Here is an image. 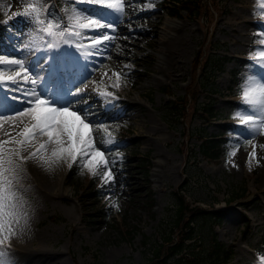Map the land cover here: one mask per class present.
I'll return each mask as SVG.
<instances>
[{"label":"rangeland","instance_id":"1","mask_svg":"<svg viewBox=\"0 0 264 264\" xmlns=\"http://www.w3.org/2000/svg\"><path fill=\"white\" fill-rule=\"evenodd\" d=\"M7 1L18 4L15 12L22 11L26 3L36 2L42 10L46 8L65 20V9L72 6V0H0V22L14 13L6 9ZM217 2L214 17L203 8L195 17H177L167 14L161 0H133L131 8L126 0L125 15L107 16L117 26L114 42L102 48L101 54L89 57L67 45L47 48L33 27L19 17L15 18L18 22L14 29L0 27V52L24 58L26 64L31 62L30 70L39 73L50 93L61 91L68 80L75 81L67 84L73 90L83 87L80 80L88 77V103L95 108L89 110V119L98 121L96 127L102 122L116 141L106 145L113 149L106 155L115 160L114 185H105L99 175L92 176L79 163L70 168L63 166L65 175L54 166V186L42 187L30 180L15 185L25 203L27 224L17 229L5 246L23 244L26 252L25 256L0 257V264H145L160 229L171 220L173 191L177 188L192 204L225 211L214 230L216 237L231 248L227 264H264L260 259L264 256V148L259 147L264 145V135H256L252 141L261 160L259 166L253 161L250 171L252 146L245 141L249 133L236 118L246 77L264 75L253 60L264 34L261 0ZM149 3L154 7L147 8ZM77 7L91 10L97 6ZM166 27H174L169 28L172 34H165ZM158 36L161 41L165 38L164 44ZM200 49L230 57L216 70L214 85L205 80L184 117L177 121L168 113L167 101L186 94L196 72L202 76L203 68L196 66ZM65 51L74 54L72 60H53L57 52ZM113 72L121 73V86L108 90L123 99L120 103H109L93 91V81L102 91L105 85L116 83ZM21 87L27 90L31 85ZM0 93L4 97L20 95ZM209 97L216 114L206 120L197 108ZM6 103L20 107L15 101ZM123 103L127 104L122 108L125 114L115 118V107ZM101 104L114 108L104 113ZM4 106L0 103V108ZM210 134L227 137L225 147L215 158L203 157L198 149L200 136ZM104 135L97 134V146ZM233 151L235 156L230 155ZM230 159L236 167L228 162ZM236 189H243L242 195L226 203ZM150 191L153 205L149 208L146 199ZM94 208L100 212L90 220L88 213ZM194 223L195 236H205L207 220L198 217ZM131 224L137 227L133 235L123 236L118 228ZM145 235L146 244L142 242Z\"/></svg>","mask_w":264,"mask_h":264},{"label":"snow or ice","instance_id":"2","mask_svg":"<svg viewBox=\"0 0 264 264\" xmlns=\"http://www.w3.org/2000/svg\"><path fill=\"white\" fill-rule=\"evenodd\" d=\"M132 2L133 0H127L128 8H131ZM84 4L97 7L91 10L77 7ZM153 7L152 3L147 5L149 9ZM260 8L261 17L264 18V0H261ZM8 10L11 11L10 5ZM144 10L146 9H141ZM65 12L66 20L58 18L55 12H48L46 8L42 10L38 3L30 2L25 4L22 11L14 12L8 20L0 22V27L14 29L18 22L15 18L19 17L29 27H33L49 49L67 45L82 52L84 57L99 55L102 48L114 42V33L117 31V26L107 16L125 15L126 0H72V6L65 9ZM9 20L13 23L9 24ZM260 45L253 60L264 71V34ZM73 56L71 52H57L53 60L61 57L72 60ZM30 64L31 62L26 64L24 58L0 52V91L20 93L4 97L5 100L15 101L20 107L13 106L8 112L0 111V128L4 123H8L13 129L20 128L15 135L5 132L4 135L8 138L0 139V245L15 235L17 229L27 224L25 203L15 185L19 183L24 171L23 165L28 161L38 160L48 169L61 163H66L69 168L79 163L82 170L86 169L94 177L99 175L105 185H114L116 182V175L113 173L115 160H110L106 155L113 150L106 145L115 144V137L102 122L96 127L98 121L89 119V110L94 106L93 103H88L91 96L88 92L89 78L80 80L83 87L77 86L73 90L67 84L75 81L68 80L61 91L50 93L39 73L30 70ZM112 76L116 77L117 82L105 85L103 91L93 81L96 84L93 91L109 101L115 99V95L108 88L118 89L122 79L120 72H113ZM22 85L31 87L25 90ZM236 118L249 133L245 141L252 146L248 159L251 171L253 161L259 166L261 160L257 156V146L252 141L256 135H264V75L254 73L246 77L241 90V107ZM101 132L105 135L100 139V146H97V134ZM259 147L264 148V145ZM235 154L236 151H233L230 155ZM228 162L236 167L231 159ZM113 206L119 208L118 204L114 203ZM4 255L5 253L0 252V257ZM260 259L264 262V256Z\"/></svg>","mask_w":264,"mask_h":264},{"label":"trees","instance_id":"3","mask_svg":"<svg viewBox=\"0 0 264 264\" xmlns=\"http://www.w3.org/2000/svg\"><path fill=\"white\" fill-rule=\"evenodd\" d=\"M167 14L170 16H197L201 11L206 10L211 17H214V11L218 6L217 0H161ZM204 49H200L197 54L196 66L203 68V74L200 76L197 72L194 79L188 84L189 90L180 98L170 97L167 101V109L170 116L177 121L182 119L185 110L188 108L190 101L195 100L196 93L206 82L214 85L216 70L223 67V62L230 56L225 53H203ZM200 103V102H199ZM197 109L202 119L209 120L215 116L216 109L213 106V100L209 97L206 101H201ZM196 108V107H195ZM198 149L200 154L206 158L217 157L227 140L226 136L203 135L200 136ZM146 170V167L143 166ZM95 192V191H93ZM243 189L234 190L226 199V203L236 200L242 195ZM151 191L147 200V207L153 205V197ZM174 206L172 208L171 220L167 225L160 229L159 239L156 240L150 249V254L147 257L145 264H227L231 257V248L216 237L214 225L217 223L225 211L222 208H214L213 206L204 207L200 204H192L186 198V195L181 192V188L173 191ZM100 212L98 208L89 211L88 218L91 220L94 214ZM200 217L207 220V232L205 236H195L196 228L195 221ZM246 219V218H244ZM122 225L121 227H123ZM117 227L122 235H127L131 238L133 231L137 228L135 224L122 229ZM200 228V227H199ZM142 242L147 243L145 235Z\"/></svg>","mask_w":264,"mask_h":264},{"label":"bare ground","instance_id":"4","mask_svg":"<svg viewBox=\"0 0 264 264\" xmlns=\"http://www.w3.org/2000/svg\"><path fill=\"white\" fill-rule=\"evenodd\" d=\"M21 2V1H20ZM9 5L11 6V12H15L17 11L18 9V4L15 2V1H12V2H5V6H6V9L8 10L9 8ZM21 7V6H20ZM175 27V26H174ZM174 27H169V28H174ZM169 28H165V34L167 32H169V34L172 32L170 31ZM172 34V33H171ZM158 38L160 39L159 41L162 42L163 44L165 42V38H162L163 41H161V37L158 36ZM164 48V47H163ZM162 47L160 49H163ZM165 50L163 49L161 51V54H163ZM170 59H173V55L170 56ZM169 62V61H168ZM119 96V95H118ZM130 97V96H129ZM98 98V97H97ZM127 99V98H126ZM8 101L12 102L11 99H7ZM7 100L4 99V95H2V93H0V103H3L5 104L4 108H0V110H4V109H7V110H11V108L13 106H10L8 105L6 102ZM96 100V98H95ZM112 101H115V102H122L123 99L121 97H115V99H111ZM112 101H108L109 103H111ZM100 102V101H99ZM102 102V101H101ZM105 102V101H104ZM107 102V103H108ZM92 103V102H91ZM103 103V102H102ZM127 104L123 103L122 105L120 104V106H116L115 107V111L114 113H112V115L116 118H120L121 116H123L125 114V112H123V107H125ZM15 106V105H14ZM111 108H114L113 105L109 106V105H103L101 104V109H102V112L104 113H109V110ZM91 109H95L94 107H92ZM83 114V113H82ZM130 115V114H129ZM134 114H132L133 116ZM112 116V117H113ZM20 128H16V129H13L10 127V125L8 123H4L3 127L0 128V137H3L1 135H4L5 132H11V133H16L17 131H19ZM15 135V134H14ZM6 138V137H5ZM1 139V138H0ZM4 139V138H3ZM66 163H61V166L59 165V169L58 170V173L61 174V175H65L66 172L63 171V166L65 167ZM23 168H24V171L23 173L21 174V179L20 180H30V181H35L38 183V185L42 186V187H50V186H54V182L53 180L51 179V173H52V169H48L47 167H45L44 165H42L38 160H30L28 161L26 164L23 165ZM51 171V172H49ZM63 178V177H62ZM8 241V240H7ZM5 242L4 244L0 245V252H3L5 253V255L1 258H11L13 256L17 257V256H23L26 252V249L24 248L23 244L21 245H13V246H5ZM11 245V244H10ZM25 256V255H24ZM14 258V257H13Z\"/></svg>","mask_w":264,"mask_h":264}]
</instances>
